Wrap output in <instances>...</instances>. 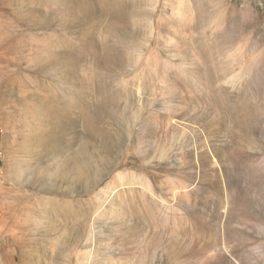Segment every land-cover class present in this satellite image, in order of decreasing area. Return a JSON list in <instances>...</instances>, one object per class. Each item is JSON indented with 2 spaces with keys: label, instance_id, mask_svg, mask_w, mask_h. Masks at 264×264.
I'll return each mask as SVG.
<instances>
[{
  "label": "rangeland",
  "instance_id": "1",
  "mask_svg": "<svg viewBox=\"0 0 264 264\" xmlns=\"http://www.w3.org/2000/svg\"><path fill=\"white\" fill-rule=\"evenodd\" d=\"M0 264H264V0H0Z\"/></svg>",
  "mask_w": 264,
  "mask_h": 264
},
{
  "label": "built area",
  "instance_id": "2",
  "mask_svg": "<svg viewBox=\"0 0 264 264\" xmlns=\"http://www.w3.org/2000/svg\"><path fill=\"white\" fill-rule=\"evenodd\" d=\"M1 167V166H0ZM1 169V168H0Z\"/></svg>",
  "mask_w": 264,
  "mask_h": 264
}]
</instances>
